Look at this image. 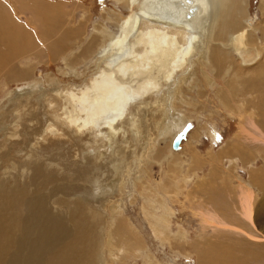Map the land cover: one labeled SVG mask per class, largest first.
<instances>
[{"label": "rangeland", "instance_id": "1", "mask_svg": "<svg viewBox=\"0 0 264 264\" xmlns=\"http://www.w3.org/2000/svg\"><path fill=\"white\" fill-rule=\"evenodd\" d=\"M244 1L249 13L248 23H251L255 34L263 39L264 56V37L256 29L257 26L259 29L264 26L259 8L260 0ZM119 3L116 4L114 0H0V7L4 8H0V12L8 13L7 22L12 21L18 29L23 30H17L20 35L16 36L13 34L15 30L12 29L10 34L5 29L10 37L5 30L0 32V47L3 45L1 41L4 43L0 48L2 52L4 49L5 54L8 51L17 54L11 62L0 56V68L5 69L0 71V130L12 131L13 124L17 122L16 117L20 118L18 124H27L24 122L27 114L40 107L34 100L40 93L50 90V95H54L52 89L62 91L68 87L75 90L100 74L101 66L96 62L101 59L93 53L105 37L103 27L112 31L113 38L116 36L114 31L117 27L108 15L114 17L113 14L117 13L123 18L128 14V8ZM4 17L6 19V14ZM3 31L5 32L2 33ZM5 45L12 46L9 49L3 48ZM231 56L235 59L232 53ZM88 60L94 62L89 63ZM194 62L196 60L192 61L191 71L185 72L183 78L187 77L186 81L181 78L171 91L164 92L167 88L162 91V98L159 96L155 101L140 105L134 111V117L138 120L134 117V120H130L127 116L124 123L118 125V130L123 132L116 138L114 148L118 153L114 152L115 159H107L111 154L110 150L100 147L99 150L104 155L98 166H101L103 173L95 171L94 176L104 186L101 195L89 190V183L85 181L92 178L91 171L75 166L72 162L79 151L90 153L95 149L91 145L92 136L84 138L86 146H74L72 140H65L67 143L59 146L57 142L61 141L49 138V142L44 145L45 148L48 146L43 151L44 156L33 157L40 173L34 171L32 164L29 169H21L19 166V163L24 165L22 154L26 150L23 148L31 136H25L26 139L19 144L20 148L13 145L10 148V144L16 140L5 144V138L0 139V191L14 186L19 195L11 202L12 199H5L6 191L0 192V217L11 224L9 226L13 229V237L26 236L22 253L28 252L30 245H26L35 239L40 221H44L37 216L38 212L33 211L31 217L34 218H28L29 222L25 225L28 228L27 234H22V230L15 227L19 223L18 218L28 217V209L24 206V201L27 200H36L33 201L36 209L44 206L45 218L47 215L57 214L70 229L71 235L82 223L87 225L88 231L84 233L85 237L80 243L88 248L80 247L82 256L80 255L81 262L78 264H83L89 258L91 264H205L216 254H221L225 245L237 244L235 247L238 250L252 251L254 246L247 244L246 237L204 222L202 213H213L217 219L227 224L232 223V226L241 228L247 234L254 233L252 227H248L243 221L240 223L243 217L239 213L238 186L243 184L252 190L255 208L261 204L263 193L260 189L264 184L259 182L258 186L248 180L252 171L264 173V85L258 83L264 75V64L261 60L258 66H263L259 68L262 70L255 72L254 77L253 74L243 76L236 84L229 81L228 76L221 81L215 79L209 66L205 69ZM23 72L27 75H22ZM206 72L211 75L208 74L209 79L204 76ZM10 74L15 75L14 78H8ZM248 77L256 82L249 86L246 84L251 80ZM51 84L54 86H50ZM178 95L183 103H179ZM149 102L153 109L147 110L145 108ZM102 107L103 113L108 112L106 103ZM160 107L168 111L164 113ZM179 114L188 117L190 130L175 150L173 142L181 129H178L175 137V133L173 134L174 138L170 134L164 137L165 132L161 134L160 131L166 116L170 118L169 124L174 126L175 131L173 119ZM248 133L261 137L263 141L247 136ZM51 162L54 166H50ZM114 173H117V178L113 177ZM260 180L264 181V176ZM148 201L153 203L156 210L152 206L150 208ZM158 203L168 206V215L158 210L161 207ZM83 208H91L98 214L94 223L79 216ZM65 214H73L69 217L73 221L66 219ZM150 214L160 219L166 218L169 229L160 231L155 228ZM238 238L245 242L237 243ZM16 249L15 241L8 244L7 262L10 263ZM262 252L263 257L264 251ZM91 253L94 254L91 256ZM84 264H87L86 261ZM251 264L260 263L254 261Z\"/></svg>", "mask_w": 264, "mask_h": 264}, {"label": "bare ground", "instance_id": "2", "mask_svg": "<svg viewBox=\"0 0 264 264\" xmlns=\"http://www.w3.org/2000/svg\"><path fill=\"white\" fill-rule=\"evenodd\" d=\"M114 1L116 2V4H120L119 2H121L124 5V8L127 7L128 14L123 18L117 13H111L114 17L106 14L110 16L112 23L117 27L116 31H114V34L116 35L114 38V35L112 36V31H110V29L104 27L102 28V26H100V28H102L106 34L103 38L102 44L93 53L101 59L100 61L96 62L98 63V66H101L100 74L98 76H95L94 74L95 77L91 78L90 80L88 79L89 81L84 82V84H82L80 88L78 87L75 90H73V88L71 87H68L65 88V90L62 89V91H55L52 89L51 92H55L53 93L54 95H52V93L50 95V90L45 91V93H40L39 96H35L34 99L37 101L36 104L40 107L34 109L32 113H26L28 117L25 118L24 122H26L27 124H18V120L20 118L17 119L16 117L15 120L17 122L13 124V127L11 129L12 131L7 132L2 129L0 130V139L4 137L5 144H10V142L16 140L13 144H10V148L11 145L20 148L19 144L24 139H26L25 136L32 137L31 139H29V142H26L24 144L26 145L23 148L24 150H26V152L22 154L24 160V163L22 164L24 165L21 166L19 163V166L21 167V169H29L31 168L30 164H32L34 171L37 173H40L41 170L38 169L39 167L37 166V163L33 162V157H36L37 155H39L40 157V155H43V151L48 148V146L45 148L44 145H46V142L49 140V138L61 141L57 142L59 146L64 143L66 144L71 140L74 141V146H77L78 144L86 146L87 142L83 141L84 138H86L87 136H92L93 139L91 140V145L95 149L92 152L87 150V152L90 153H81L82 151H79L72 162L75 166L78 165L80 168L85 169L86 171H91L92 178H87L85 181L89 183V190L95 193L99 192V195H101L104 186H101L100 179L97 176H94V173L95 171H101V173H103L102 169L100 168L101 166H98L104 155V153L99 150L100 147H104L106 150H110L111 154L109 153L107 159H115L113 154L114 152L118 153L116 148H114L116 138L123 132H120V130H118V125L124 123L123 120L127 116L130 120H132L136 115L134 111L140 105H143L148 101H155V99H157L159 96H161L162 98V91L165 88L167 89H165L164 92L171 91V88L174 87L177 82L186 75L185 72L189 70L191 71L193 67V65H191L193 60H196V63L198 62L205 69H207V67L209 66L211 69L210 71L213 72L215 79L221 81L223 77L228 76L230 77L229 81L232 80L236 84L243 76L247 77L253 74L254 77L255 72L262 70H259V68L263 66H258L261 63V60L262 64H264V56L262 53L263 39H260L257 33L255 34L251 23H248L249 13L247 11L244 0ZM0 8L4 9L2 7ZM259 8L261 11V15L264 18V0H260ZM3 12L4 11L0 12V32L6 29L10 34H12V31L15 30L13 34L15 33L16 36H18L17 34L19 33H17V30L19 32L21 28L18 29L12 21L7 22L8 13L4 12L3 14ZM5 14L6 19L4 17ZM111 20H109V22ZM256 29L260 31L264 37V26H262L260 29L257 26ZM5 31H3L2 33H4ZM22 31L23 30H21V32ZM7 35L9 36L8 33ZM7 35L5 36L7 37ZM6 37L3 36V38L7 39L8 37ZM1 39L2 36L0 40ZM1 43L4 45L3 41H1ZM6 44H9V42L6 41ZM9 46L5 45L3 48H8ZM231 53L236 60L232 58ZM15 55H17L15 54V52L9 53V51L8 54H5L4 49L3 52L2 50L0 51V56H3L7 61H9L10 59V62L14 59ZM88 62L93 63L94 61L88 60ZM237 62H239V65ZM1 70L5 69L0 68V71ZM74 72L76 71L74 70ZM23 74L27 75V73L25 72H23L22 75ZM208 74L210 75V73L206 72V74L204 75L207 77V79H209V77L211 76H209ZM14 76L15 75L10 74L8 78H14ZM263 76L260 77L258 83H262L264 85ZM187 79L188 78L185 77L183 78V81H186ZM248 79L251 78L248 77ZM255 79L257 80L256 77ZM229 81L228 83H230ZM242 81L244 80L242 79ZM49 82H51V80H49ZM253 82L256 81L251 79L247 81L246 84L249 85ZM191 83L192 81L189 82L188 85H190ZM50 86H54V84H51ZM235 86L236 85H234V87ZM32 90L34 91V89ZM261 97L263 96L261 95ZM177 99L179 103H183V101L179 98V95ZM103 103L107 104L108 112L103 113ZM152 106L155 107L154 104ZM146 107L147 108L145 109L147 110L152 108L150 102L146 105ZM160 109H163L164 113L168 111V109H165L163 107H160ZM165 118L166 121L164 119L165 123L162 128L160 127V133L164 134L163 132H165L164 137L170 134L169 136L171 138L173 137L174 133L175 137L178 133V129L182 130L187 124V121H189L188 117L179 114L173 119V122L176 124L177 128H175L174 131V126L172 127V125L169 124L170 118H168L167 116ZM135 120L138 119L135 118ZM252 126H254L253 123ZM204 128L205 127L203 126V129ZM245 132L247 133V131ZM246 135L251 138L253 137L263 141L261 137H256V135L252 136L250 133ZM159 137H161V135ZM20 139L22 140L20 141ZM65 140H67V142H65ZM150 143H152V141ZM173 148L177 150L175 148V140L173 142ZM175 159L179 158L175 157ZM231 162L233 163V161ZM38 163L41 164L40 161ZM92 163H94V165ZM52 164L53 163L51 162L50 166ZM138 164H140V162ZM8 169H10V167H8ZM116 174L117 173H114L115 176L113 175V177H116ZM263 176L264 173L252 171L251 174L249 173L248 181L254 182V184L259 186V182L264 184V181L260 180L261 178H263ZM1 179L3 180V178ZM140 181L141 180H139V182ZM263 186L264 185H261L262 188L260 189V191L263 193L262 198H260L261 204L257 208H255L254 206V196L252 190H250L248 186H243V184L241 186H238L240 196L239 213L243 217L240 223L243 221L248 227H252L254 231V233L252 234H247L241 228L232 226V223L227 224L226 222L217 219L218 217H216L213 213L207 211L202 213L205 218L204 222L213 224L226 230L233 231L238 236H244L246 237V239H248V241H246L247 244L254 246L252 251H245L243 249H236L235 246L237 244H231L229 246L225 245L223 246L221 254H216L214 258H211L210 260L208 258L209 263L206 262L205 264H251L252 262L254 263V261L260 264H264V256L262 257V251H264ZM108 187L110 188L111 186L108 185ZM5 191L7 193H5ZM0 192L6 194L5 199H12L11 202H13V199L17 198L18 195V193L15 191L14 186L10 189ZM33 201H24V206H26V209H28V217L25 219L18 218L19 223L15 226L22 230V234H27L28 228H26L27 226L25 225H27L29 222L28 218H30L32 214H34L33 211L38 212L37 216L39 215L40 219H44V221H40L39 228L37 229L39 230V232L38 234H36L35 239L29 242L27 245L25 244L27 247L30 245V247L27 248L28 252L25 251L24 253H22L25 249L23 246L24 242L26 243V236L20 235L13 237L11 234L13 229L9 226L11 224H8L4 219H1L0 217V264H78L79 262H81V248H88V246H82L80 243L81 240L85 237L84 233L88 231L87 225H84L82 223V225H80L81 227H78L79 229L75 231L76 233L71 229L73 231L71 235L70 229L62 222L63 220L56 216L57 214L47 215V218H45L46 209L44 208V206H42V208L40 209H36L33 206ZM148 202L151 208L153 203H151V201ZM159 205L160 203H158V206ZM160 206L159 207L161 209H157L159 211L162 210L165 215H168V213L170 212V210L167 209L168 206L166 207L165 204H161ZM53 209L56 210L57 208ZM79 209H81V207ZM154 209L155 208L153 207V210ZM81 211L82 213L79 216L83 217L86 220H89V222L91 221L92 223L96 221L98 214H96L95 211L93 212L91 208H83ZM72 215L73 214H65L66 219L70 220L69 217H72ZM150 217L152 219L151 221L153 222L154 227L158 228V230L161 231L164 229H169V221L165 220L166 218L160 219V217H158V219L152 214H150ZM70 221H73V219ZM158 234H161V232H159ZM238 239L239 240H237V243L245 242V240H243L242 238ZM12 241H15L17 249L11 256V261L9 263L6 260V257L8 255L7 249L8 244ZM86 242H88V240H86ZM89 250L87 251L89 252ZM86 253L87 252L85 251V254ZM92 254L94 253H91V256ZM238 254L240 256H238ZM86 256L88 257V255ZM85 261L87 264H91L90 258L84 260L83 264L85 263Z\"/></svg>", "mask_w": 264, "mask_h": 264}, {"label": "water", "instance_id": "3", "mask_svg": "<svg viewBox=\"0 0 264 264\" xmlns=\"http://www.w3.org/2000/svg\"><path fill=\"white\" fill-rule=\"evenodd\" d=\"M189 128H190V124H187V126L178 133V135L175 139V148L176 149L179 148L178 144L180 143V141L186 137V134L188 133Z\"/></svg>", "mask_w": 264, "mask_h": 264}]
</instances>
